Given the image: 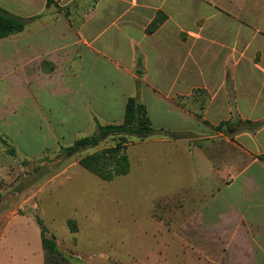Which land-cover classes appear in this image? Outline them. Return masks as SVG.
Returning a JSON list of instances; mask_svg holds the SVG:
<instances>
[{
	"label": "crops",
	"instance_id": "0c3cea01",
	"mask_svg": "<svg viewBox=\"0 0 264 264\" xmlns=\"http://www.w3.org/2000/svg\"><path fill=\"white\" fill-rule=\"evenodd\" d=\"M48 1L0 0L29 20L26 53H0L1 62L22 63L29 78L24 94L17 80L6 83L11 101L0 107V121L29 103V125L46 142L66 144L121 124L136 97L152 125L166 113L161 119L174 121L176 134L196 127L218 141L216 171L225 183L197 215V233L217 234L219 264H264V0ZM158 14L165 20L148 34ZM196 90L205 96L200 117L182 105ZM14 254L2 249L0 264H18Z\"/></svg>",
	"mask_w": 264,
	"mask_h": 264
},
{
	"label": "rangeland",
	"instance_id": "374dc122",
	"mask_svg": "<svg viewBox=\"0 0 264 264\" xmlns=\"http://www.w3.org/2000/svg\"><path fill=\"white\" fill-rule=\"evenodd\" d=\"M27 40L29 24L1 43L0 53L5 59L25 54ZM22 66L0 61V107L11 101L6 83L17 80L15 90L26 92L29 78ZM204 100L199 92L182 105L199 115ZM28 105L18 103V116L0 121V199L7 198L0 208V253L13 249L18 264L25 259L43 264L40 218L72 264H219L222 259L213 239L217 234L204 239L197 233L201 224L195 221L225 184L216 171L221 163L217 140H208L196 127L176 134L174 121L161 119L164 113L158 120L153 118L154 133L146 140L127 137L131 170L108 182L87 171L79 160L116 145L117 137L68 156L66 148L74 140L46 142L38 127L29 125ZM97 132L85 130L76 139ZM217 209L210 210L213 217ZM69 221L78 231L69 227Z\"/></svg>",
	"mask_w": 264,
	"mask_h": 264
},
{
	"label": "trees",
	"instance_id": "16d2710c",
	"mask_svg": "<svg viewBox=\"0 0 264 264\" xmlns=\"http://www.w3.org/2000/svg\"><path fill=\"white\" fill-rule=\"evenodd\" d=\"M48 5H50V0L48 1ZM164 20L165 16L158 14L155 20L148 26L147 33H154ZM28 21V19L14 15L0 6V41L22 33ZM199 92L200 90H196L195 94ZM229 124V122H224L216 129L221 130ZM153 133V125L145 104L136 97H131L127 101L124 121L121 124L99 125L96 135L77 139L72 146L66 148V154L73 156L81 150L97 147L103 140L109 137H117L116 145L99 150L79 160L80 165L87 171L99 179L109 182L116 177L129 174L131 170L130 160L127 155V137L136 136L143 141ZM166 135L176 138V135L173 133L168 134L167 132ZM37 222L40 226L44 264H72L69 257L59 248L55 237L49 236L43 221L37 218ZM69 227L74 232L78 231L77 225L73 221H69Z\"/></svg>",
	"mask_w": 264,
	"mask_h": 264
}]
</instances>
